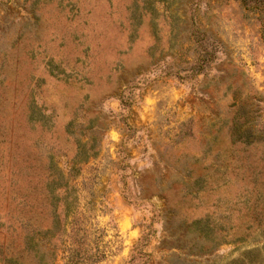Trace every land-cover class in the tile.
Listing matches in <instances>:
<instances>
[{"label":"rangeland","instance_id":"obj_1","mask_svg":"<svg viewBox=\"0 0 264 264\" xmlns=\"http://www.w3.org/2000/svg\"><path fill=\"white\" fill-rule=\"evenodd\" d=\"M0 264H264V0H0Z\"/></svg>","mask_w":264,"mask_h":264}]
</instances>
